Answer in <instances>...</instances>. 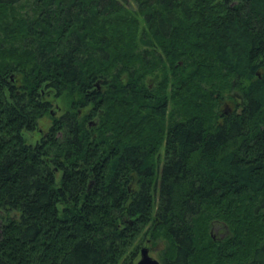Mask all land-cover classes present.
I'll list each match as a JSON object with an SVG mask.
<instances>
[{
    "label": "trees",
    "instance_id": "obj_1",
    "mask_svg": "<svg viewBox=\"0 0 264 264\" xmlns=\"http://www.w3.org/2000/svg\"><path fill=\"white\" fill-rule=\"evenodd\" d=\"M148 239L264 264V0H0V264H134Z\"/></svg>",
    "mask_w": 264,
    "mask_h": 264
},
{
    "label": "rangeland",
    "instance_id": "obj_2",
    "mask_svg": "<svg viewBox=\"0 0 264 264\" xmlns=\"http://www.w3.org/2000/svg\"><path fill=\"white\" fill-rule=\"evenodd\" d=\"M150 82V80H149ZM154 83L151 82L150 86L152 87ZM232 94H229L228 96L225 97L224 100H221V102H219V110L221 112H224V113H228V112H231L233 109H234V106H235V98H233V100L229 97H231ZM50 102H51V111L54 112L53 113V117H60L62 114H64L69 107V102H68V99L66 96L62 95V96H59V97H51L50 98ZM85 113L87 112V110L84 111ZM90 121L89 122H94L95 121V118H90L89 119ZM38 125L36 127V130L34 132H31L30 134L29 133H25L24 134V138H25V141L27 144H35L37 143L38 141H40L41 137L43 134H46L47 131L49 130L50 126H51V119L48 117V116H45L43 119H41L40 121H38ZM94 126V125H91V127ZM212 236L214 238H222L224 237L227 232L225 229L223 228H220L219 226H214L212 232H211ZM149 241V242H148ZM147 248L149 250V255L158 260L159 259V254L161 252V248H163V245L161 243H158L156 245H153L150 240H144L143 242H141L140 244V247L139 249L141 248ZM138 249V250H139ZM140 258V250H139V253L137 254V257L135 258V263L136 264Z\"/></svg>",
    "mask_w": 264,
    "mask_h": 264
},
{
    "label": "water",
    "instance_id": "obj_3",
    "mask_svg": "<svg viewBox=\"0 0 264 264\" xmlns=\"http://www.w3.org/2000/svg\"><path fill=\"white\" fill-rule=\"evenodd\" d=\"M91 125H95L93 122H89V127ZM140 250V258L138 261H136V264H161L159 261L156 259L152 258L149 255V250L145 247L139 249Z\"/></svg>",
    "mask_w": 264,
    "mask_h": 264
},
{
    "label": "flooded vegetation",
    "instance_id": "obj_4",
    "mask_svg": "<svg viewBox=\"0 0 264 264\" xmlns=\"http://www.w3.org/2000/svg\"><path fill=\"white\" fill-rule=\"evenodd\" d=\"M42 136H46V134H43ZM35 144H36V143H35ZM35 144H33V145H35ZM30 145H31V144H30ZM33 145H32V146H33Z\"/></svg>",
    "mask_w": 264,
    "mask_h": 264
}]
</instances>
